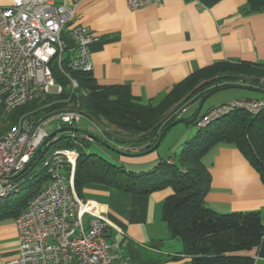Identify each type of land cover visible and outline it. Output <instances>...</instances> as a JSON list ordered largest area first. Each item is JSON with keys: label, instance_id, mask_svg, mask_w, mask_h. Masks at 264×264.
Returning a JSON list of instances; mask_svg holds the SVG:
<instances>
[{"label": "crops", "instance_id": "0c3cea01", "mask_svg": "<svg viewBox=\"0 0 264 264\" xmlns=\"http://www.w3.org/2000/svg\"><path fill=\"white\" fill-rule=\"evenodd\" d=\"M11 1L0 0V6ZM70 1L76 3L72 24L97 37L89 45L91 76L99 84L127 85L142 102H160L174 84L212 62L264 63V11L246 12L247 0H159L136 9L129 8L126 0ZM82 124L89 142L114 141L106 133L109 127L98 132L88 122ZM114 145L123 147L121 156L111 161L132 167L130 171L148 170L158 161L154 149L140 152L141 147L128 143ZM126 146L131 149L125 150ZM202 160L210 172L206 204L218 212L255 210L264 222V181L241 151L217 143ZM171 193L169 186L147 194L94 183L82 189L83 197L103 209L112 224L106 236L119 242L128 264H190L181 241L170 235L161 219L163 200ZM14 219L0 218V264L17 253ZM238 254L264 264L255 248Z\"/></svg>", "mask_w": 264, "mask_h": 264}, {"label": "trees", "instance_id": "16d2710c", "mask_svg": "<svg viewBox=\"0 0 264 264\" xmlns=\"http://www.w3.org/2000/svg\"><path fill=\"white\" fill-rule=\"evenodd\" d=\"M247 2L246 12L264 11V0ZM67 72L78 84L72 92L64 89L60 93H49L42 100L37 97L13 109L5 119L0 114V122L6 121L7 124L0 127V130L9 127L20 115L32 108L42 106L36 111L35 117L30 118L37 122L38 119L50 116L47 112H56L68 106L83 112L88 119L98 123L103 131H106L103 127L113 128L112 132L106 133L112 135L116 143H128L141 147L140 152H146L156 148L162 138L159 139L161 133L174 121L183 120L182 116L169 115L173 109L185 106L195 99L204 101L213 92L230 86L259 90L255 84L264 75V63L212 62L174 84L165 97L155 104L151 101L142 102L131 94L127 85L99 84L88 71ZM249 76L251 81L244 82L243 78ZM60 81L63 86L66 85V80L60 78ZM50 102L53 105L44 106ZM194 114L195 112L190 118ZM62 130H69V127L60 124L26 167L15 176L22 183L29 179L28 176L33 178L26 182L27 185L21 183L17 192L0 200V218L16 217L28 199L47 182L48 175L43 168L47 149L51 146H69L75 147L78 152L74 185L82 197V189L88 183L108 185L135 194H147L166 186L171 187L172 193L162 203L161 219L170 235L181 241L182 252L189 256L190 264H254V257L238 254L239 251L252 248L256 249L258 256L264 257L262 216L255 210L218 212L209 207L204 197L210 186V172L202 160L213 145L232 144L248 159L264 181V110L252 115L236 109L203 128H197V133L181 145L177 156L162 158L145 171H126L122 164L109 162L80 145L75 146L76 143L66 140L65 132L57 135L56 132ZM53 137L56 138L51 140ZM99 140L122 152L114 143L102 138ZM169 158L172 161H168ZM37 164H41L42 168L35 175L33 173ZM24 188L27 190L19 195Z\"/></svg>", "mask_w": 264, "mask_h": 264}, {"label": "built area", "instance_id": "2783aa9c", "mask_svg": "<svg viewBox=\"0 0 264 264\" xmlns=\"http://www.w3.org/2000/svg\"><path fill=\"white\" fill-rule=\"evenodd\" d=\"M126 1L129 8L136 9L159 0ZM75 5L70 0H12L10 5L0 6L1 115L53 88L50 93L64 89L72 92L78 84L67 70L92 71L89 45L97 37L72 24ZM60 78L66 80L65 86ZM255 87L262 92L260 97L235 98L215 105L196 116L194 124L203 128L236 109L252 115L263 111L264 75ZM53 117L69 127L74 143L80 138L90 139L83 120L102 132L96 122L74 108L57 110L37 122L20 117L0 131V200L21 187L22 180L15 176L54 133L44 127ZM77 157L75 147L61 146L44 159L48 180L15 217L19 245L5 264H128L119 242L106 236L112 224L103 209L75 189Z\"/></svg>", "mask_w": 264, "mask_h": 264}, {"label": "rangeland", "instance_id": "374dc122", "mask_svg": "<svg viewBox=\"0 0 264 264\" xmlns=\"http://www.w3.org/2000/svg\"><path fill=\"white\" fill-rule=\"evenodd\" d=\"M251 77H247V78H243L244 82H250L251 81ZM53 89H50L46 94H43L40 97V99H44L45 95L49 94L51 91H53ZM261 93H258V91L254 90V89H249V88H245V87H241V86H230V87H226V88H221L215 92H213L212 94H210L207 98H205V100L202 102L201 108L199 110L198 115H202L203 113H205L209 108L218 105L220 103L226 102L228 100L231 99H235V98H245V97H260ZM36 99V98H35ZM32 101V100H31ZM55 101H59V100H55ZM30 102V101H28ZM26 102V103H28ZM200 99H195L191 102L188 103V105L183 109L182 111V121L177 122L176 124L170 126L164 133V135L162 136L160 142L158 143V145L156 146V148L154 149L155 152H157L159 154L158 156V161L161 160L162 158H165L167 156L170 155H178V153L181 150V145L188 139L192 138L196 133H197V127L194 123H189L187 120L191 119V115L196 111V109L198 108L199 104H200ZM25 103V104H26ZM53 105V102L47 103L44 106H51ZM184 106V105H183ZM182 106V107H183ZM182 107H178L176 109H173V111L171 113H169V115H177ZM42 106H38L36 108H32L31 110L26 111V113L22 115H20L17 120L15 122H13L9 127H11L14 123H16L18 121V119L20 117H27V118H31V117H35V113L38 109H41ZM64 108V107H62ZM68 108V106H66L64 109ZM57 110V109H56ZM55 110L52 111V113H49L50 116H52L55 112ZM10 113V112H9ZM8 113V114H9ZM45 113V114H47ZM8 114L5 115H1V118L5 119L7 117ZM48 116V117H50ZM62 124V121L60 120V118L58 117H53L52 120H50L47 124H45V129L49 132L52 133L55 130H57L59 128V125ZM98 124V123H97ZM7 126L6 121L0 122V127H5ZM100 126V125H99ZM9 127L4 128L3 130L0 131H4L6 129H8ZM101 127V126H100ZM110 132L113 131V128H108ZM95 131H98L95 129ZM65 132V134L67 135L66 140H71L72 142H74L70 136H69V132L68 130L65 131H57L56 133H58L57 135H59L60 133ZM99 132V131H98ZM64 136V135H63ZM111 139H112V135ZM78 143L75 144L76 145H80V147L82 146L84 149H87L90 152L96 153L102 157H104L106 160H108L109 162L115 163L111 161V157L112 158H118L121 156V152L118 151L116 148L111 147V146H107L106 144H104L103 141H99L100 143L97 144L93 143V142H89V141H84V140H77ZM112 143H116V140L112 141ZM57 146H51L47 149V151L44 154V159H46L50 153L56 148ZM157 161V162H158ZM156 162V163H157ZM155 163V164H156ZM127 168L126 171H130L133 168L130 166H126ZM40 168H42L41 164H37L34 168V173L33 174H37L38 170H40ZM29 179L24 181V183H22V185H27L26 182L31 181L33 176H28ZM38 178V176H37ZM33 186V185H32ZM27 189H21L20 190V194H23Z\"/></svg>", "mask_w": 264, "mask_h": 264}, {"label": "water", "instance_id": "95a60500", "mask_svg": "<svg viewBox=\"0 0 264 264\" xmlns=\"http://www.w3.org/2000/svg\"><path fill=\"white\" fill-rule=\"evenodd\" d=\"M242 87V86H241ZM202 102L203 101H201L200 102V104H199V106H198V108L196 109V111H195V114H194V116L189 120V122L191 123L193 120H194V118L198 115V113H199V110H200V108H201V105H202ZM179 120H177V121H174L170 126H172V125H174V124H176L177 122H178ZM165 133V130L161 133V135H160V137H159V139L162 137V135ZM159 141H157V143H158ZM156 143V144H157ZM146 148L148 147V146H145Z\"/></svg>", "mask_w": 264, "mask_h": 264}]
</instances>
